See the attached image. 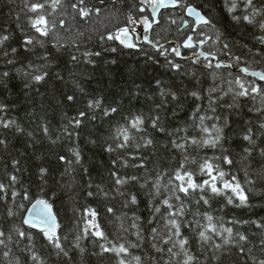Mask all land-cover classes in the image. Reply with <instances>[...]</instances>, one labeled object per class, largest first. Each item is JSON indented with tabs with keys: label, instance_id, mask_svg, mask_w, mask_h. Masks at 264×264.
<instances>
[{
	"label": "snow or ice",
	"instance_id": "6c2138e0",
	"mask_svg": "<svg viewBox=\"0 0 264 264\" xmlns=\"http://www.w3.org/2000/svg\"><path fill=\"white\" fill-rule=\"evenodd\" d=\"M14 2L9 0L10 4ZM98 3L103 6L105 0H98ZM119 3L120 0H111L112 7L122 12L117 7ZM101 6H97L96 0H21L15 20L21 37L17 46H10L11 31L0 29V62L14 65L20 49L28 53L39 46L43 49V52L36 53L40 63L31 62L17 69V75L26 82L25 87L48 83L49 80L66 83L63 73L53 68V61L64 64L66 68L69 63L73 68L81 64L94 68L97 63L94 58L101 57L102 51L116 53L120 50L116 45L144 52L148 59H153L150 51L140 43L142 40L150 50L164 58L171 72L187 75L182 71V64L176 62L177 59H187L192 65L206 70L213 83L207 91L202 88L180 90L156 80L152 102L144 111L134 112L131 107L125 109L121 99L115 95L89 93L73 73L72 88L66 92L57 89L59 96H53L56 103L65 109L66 122L62 134L68 138L78 137L80 133L77 130L85 126L86 121L93 122L98 118L101 126H109L104 151L124 154L112 161V190L105 191L97 186V192L88 191L87 195L122 198L121 206L128 211L115 215L116 210L107 207V212L115 215L119 222L118 232L126 235L119 237L122 242L111 241L95 222L97 212L87 209L86 215L91 220L87 221L84 234L69 241L68 236L58 233L60 226L49 199H34L28 188L23 185L17 187L20 178L14 173L19 171V161L13 160V173L7 174L6 183L0 181V207L5 213L3 224H10L7 229L0 225V264H55L56 260L65 259L66 264H73L70 252L76 249L81 254L84 252L80 241L89 238V232L99 241L100 251L94 254H113L116 264H225V261L264 264V222L235 218L225 221L223 216L215 214L216 211L222 213L227 206L249 207V194L254 192L258 183H264V71H249V67H242L239 72L243 75H233L231 69L241 63V56H233L232 45L223 39L213 18L205 15L190 0H134L125 14V23L99 34L102 51L89 50L82 47L84 32L77 29L73 33L72 28L73 25H90L94 17L100 16ZM162 9L180 13L177 31L183 28L187 35L179 46L169 41L166 48L159 39L153 41L149 36L155 25L163 28L165 22L177 24V18L172 15L166 21L162 20ZM223 9L231 24L241 26V30L245 26L252 29L253 40L260 46L254 55L264 56V0H223ZM137 12L143 15L137 18ZM138 25L142 26V34H137ZM206 45L211 50L205 51ZM181 48L192 50V56L185 58ZM65 54L67 60L64 59ZM222 55L226 59H221ZM192 75L195 79L196 72L193 71ZM249 76L255 79H247ZM5 78H11L8 70L0 73V81ZM144 91L137 87V92ZM132 95V89H129V97ZM85 96L87 100L82 110L78 101ZM229 96L231 102L225 99ZM190 98L196 103L185 123L174 125L172 121L176 119V112ZM241 98L251 101L248 110L253 118L239 129H233L229 135L226 129L230 127L231 115H225L220 109L241 107ZM69 109H74V114L69 115ZM7 110L6 104H0V113ZM115 116H120V120L114 121ZM13 127L17 133L23 132L15 120L0 116V128L10 130ZM40 128L53 144L60 139L51 138L46 122L42 121ZM156 134L167 139L168 143L163 147L173 154V159L178 155L177 167L171 170L147 167V157L142 150L156 147ZM232 136L240 137L241 142L236 145L238 150L232 147ZM6 144V140L0 139V145ZM68 151L71 158L61 155L58 160L64 165L61 177H67L70 186L75 181L72 174L76 166L83 167V164L78 147H71ZM130 160L139 163L129 164ZM237 164L240 167L236 173H244L243 182L231 171ZM127 167L143 169L144 173L120 175L118 169ZM154 170L155 176L151 175ZM37 176L40 181L38 188L43 192L48 169L41 166ZM132 184H138L147 198L146 219L138 214V195L128 190ZM88 187L92 188L91 183ZM214 203L220 205L218 210L213 209ZM243 225H254L259 230V244L248 247L249 236L240 230ZM37 236L47 243L45 253L35 248ZM13 246L23 253V257L16 255ZM134 249L140 254H136Z\"/></svg>",
	"mask_w": 264,
	"mask_h": 264
},
{
	"label": "trees",
	"instance_id": "16d2710c",
	"mask_svg": "<svg viewBox=\"0 0 264 264\" xmlns=\"http://www.w3.org/2000/svg\"><path fill=\"white\" fill-rule=\"evenodd\" d=\"M190 2L205 15L213 18L223 39L232 45L233 56H241V63L233 68L249 67L250 70L264 71V56L254 55L260 46L253 40L252 29L245 26L241 30V26L231 24L230 18L227 17L223 9V0H190ZM20 3L21 0H15L11 4L9 0H0V29L11 31L10 46H17L21 37V33L16 28L15 23ZM96 3L97 6H101L98 0H96ZM133 3L134 0H120L117 7L122 9V12H117L112 7L111 0H105V5L101 6L102 12L100 16L98 18L94 17L90 25H73V33L77 29L84 32V45L82 47L86 46L89 50L102 51L99 34L125 23V14ZM162 13V20L166 21V18L172 15L177 18V24L168 25L165 22L163 28L157 25L152 30L150 38L153 41L159 39L161 44L169 41L177 44L182 43L184 38H182L181 33L184 29L181 30L180 28L177 31L180 24L178 19L180 13L173 9L163 10ZM140 15L143 14L136 13L137 18ZM68 20L71 22L70 16ZM137 34H140L139 25L137 26ZM141 44L144 49L150 51L153 59H148L144 52L122 49L121 46L116 45L120 49L116 53L102 51L101 57L94 58L97 61L94 68L91 65L84 64L73 68L70 63L66 68L64 64L53 61V68L63 73L66 83L49 80L48 83L25 87L26 82L21 76L17 75V69L31 62L40 63L36 53L43 52V49L39 46L28 53L20 49V56L14 65H5L0 62V73L8 70L11 77L0 81V104L8 106L7 112L0 113V116L15 120L23 129L22 133H17L15 127L10 130L0 128V139L7 141L6 145H0V181L7 182V174L13 173L12 161H19V171L14 173L20 178V184L17 187L19 188L23 185L28 188L34 199H49L53 204L60 226L58 233L62 236H68L69 241L74 240L77 235L84 234L83 230L88 226L87 221L91 220V217L86 215L85 210L93 209L97 212L95 222L99 224L108 238L115 243L122 242L119 237L126 234L118 232L119 222L115 219V215L128 211L121 206L122 198L115 196V198L109 197L105 199L102 195L89 197L87 193L88 191L97 192V186L102 187L105 191L110 192L112 190L114 185V181L110 177L112 161L117 159L118 155H123L124 153L113 152L110 154L104 151L106 147L105 140L109 135V126L107 124L101 126L99 118L93 122L86 121L85 126L77 130L80 133L78 137L76 135L70 138L63 136L62 127L66 122L64 120L65 109L53 99L54 95L56 97L59 96L56 90L69 91L73 86V73H75L89 93L115 95L117 99H121L125 109L131 107L135 112L144 111L146 105L152 102V89L155 87L156 80H160L164 85H173L180 90L202 88L207 91L208 87L213 83L211 75L206 74V70L192 65L187 59L176 60V62L182 64V71L187 72V75H178L171 72L163 57L150 50L148 45ZM48 46L50 47V44ZM165 47H169V44ZM249 49H251V52ZM204 50L209 51L211 49L206 45ZM188 52L187 50H182V55L189 57ZM220 58L226 59L223 55ZM64 59H68L66 54ZM193 71L196 72L195 79H193ZM231 72L233 75L240 74L233 71V69H231ZM81 73L85 75L81 76ZM224 74L227 75V71ZM246 78L254 80L251 77ZM224 86L226 87V85ZM137 87H141L145 91L137 92ZM129 89H132L133 92L131 97H129ZM181 98L183 99V96ZM225 99L231 102L230 96L225 97ZM86 100L87 97L85 96L84 99L78 101L82 110L85 107ZM194 103L196 102L190 98L188 103L176 112V119L172 123L174 125H183ZM240 104L241 107L234 110L220 109L225 115H231L230 127L226 129L229 135H231L233 129H239L242 125H245V122L253 118V114L248 110L251 101L241 98ZM67 111L69 115H72L75 110L69 109ZM119 120L120 116L114 117V121ZM42 121L46 122L50 128L52 139L60 137L55 144L44 136L40 128ZM29 133L32 135L30 136ZM156 135L158 137L156 147L142 150L143 155L147 157V167L154 169L155 166H158L160 170H171L177 167L178 155L173 159V154L163 147V145L168 143L167 139L160 137L159 134ZM240 142L239 136H232V147L234 150H238L236 145ZM71 147L79 148L83 167L76 166V171L72 174L75 177V181L69 186L68 178L61 177L64 165L59 162L58 157L64 155L71 158V154L68 151ZM127 151L130 152L131 149ZM132 163H139V161L130 160L129 164ZM41 166L48 169L47 185L43 192L38 188L40 181L37 176L38 169ZM239 167L240 165L237 164L232 168V173H236V169ZM118 171L122 176L143 175L144 173L143 169L132 167L119 168ZM236 174L243 182L244 173L241 171ZM151 175L155 176V170ZM90 183L92 185L91 189L88 187ZM61 184L64 186L62 187ZM128 190L138 195L140 201L138 214L143 219H146L148 216L147 198L143 191L138 184L129 185ZM249 196V207L234 208L227 206L222 213L216 211L215 214L223 216L225 221L235 218L264 222V183H258L254 192L250 193ZM25 204L30 206L27 205V202ZM107 207H113L116 210L115 215L109 214ZM219 207V204H213V209L218 210ZM4 214V208L0 207V225L7 229L10 224H3ZM20 215H23V213H20ZM16 223L18 224L19 220ZM240 230L249 236L248 247H252L253 244H259V230L254 225H243ZM129 239L132 238L129 237ZM98 243L99 241H96L95 237H91L89 232V238L80 241V246L84 249V252L81 254L78 249L70 252L73 264H116V258L113 254L105 253L103 256L94 254L100 251L97 246ZM22 247L23 244L21 245ZM47 247L46 241H43L42 237L37 236L35 241L36 250L45 253ZM13 249L16 255L23 257V253L19 249H16L15 246H13ZM133 251L136 254H140L138 250L134 249ZM256 254L259 255L260 253L257 251ZM55 264H66V259L56 260ZM225 264H233V261H225Z\"/></svg>",
	"mask_w": 264,
	"mask_h": 264
},
{
	"label": "water",
	"instance_id": "95a60500",
	"mask_svg": "<svg viewBox=\"0 0 264 264\" xmlns=\"http://www.w3.org/2000/svg\"><path fill=\"white\" fill-rule=\"evenodd\" d=\"M163 10H165V9H162L161 11H163ZM149 12H150V10H149ZM190 19V18H189ZM156 26V25H155ZM142 26H141V34H142ZM150 33H151V31H150ZM150 33H149V36H150ZM143 42V41H142ZM171 43H173V41H170ZM164 44V46H166V45H168L169 44V42H166V43H163ZM181 49H183V48H181ZM240 68H242V67H240ZM240 68H232L235 72H238V73H240L239 72V69ZM249 71H257V70H250L249 69ZM242 74V73H241ZM243 75V74H242ZM250 77V76H249ZM251 78H254V77H251ZM255 79V78H254ZM57 222H58V220H57Z\"/></svg>",
	"mask_w": 264,
	"mask_h": 264
},
{
	"label": "flooded vegetation",
	"instance_id": "af4514ba",
	"mask_svg": "<svg viewBox=\"0 0 264 264\" xmlns=\"http://www.w3.org/2000/svg\"><path fill=\"white\" fill-rule=\"evenodd\" d=\"M183 28H181V30H182ZM187 30H183L182 31V38H185L186 37V35H187V32H186ZM186 34V35H185ZM133 39L135 40V36L133 37ZM187 51H189L188 53H189V55H191L192 54V50H187Z\"/></svg>",
	"mask_w": 264,
	"mask_h": 264
},
{
	"label": "bare ground",
	"instance_id": "6f19581e",
	"mask_svg": "<svg viewBox=\"0 0 264 264\" xmlns=\"http://www.w3.org/2000/svg\"><path fill=\"white\" fill-rule=\"evenodd\" d=\"M140 43H142V40L140 41ZM173 44L175 45V46H179V44H177V43H175V42H173ZM182 50H190V49H181V52H182ZM192 56V54L191 55H189V57H191ZM185 58H188V57H185ZM234 71V70H233ZM238 73V72H237ZM241 74V73H240Z\"/></svg>",
	"mask_w": 264,
	"mask_h": 264
},
{
	"label": "rangeland",
	"instance_id": "374dc122",
	"mask_svg": "<svg viewBox=\"0 0 264 264\" xmlns=\"http://www.w3.org/2000/svg\"><path fill=\"white\" fill-rule=\"evenodd\" d=\"M242 75V74H241Z\"/></svg>",
	"mask_w": 264,
	"mask_h": 264
}]
</instances>
